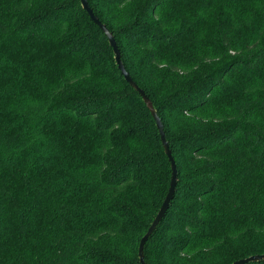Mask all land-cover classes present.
Listing matches in <instances>:
<instances>
[{
    "label": "trees",
    "instance_id": "trees-1",
    "mask_svg": "<svg viewBox=\"0 0 264 264\" xmlns=\"http://www.w3.org/2000/svg\"><path fill=\"white\" fill-rule=\"evenodd\" d=\"M89 3L177 162L147 263L264 254V0ZM171 173L81 0H0V264H141Z\"/></svg>",
    "mask_w": 264,
    "mask_h": 264
},
{
    "label": "water",
    "instance_id": "water-1",
    "mask_svg": "<svg viewBox=\"0 0 264 264\" xmlns=\"http://www.w3.org/2000/svg\"><path fill=\"white\" fill-rule=\"evenodd\" d=\"M81 3H82L83 8L88 12V14L91 17V19L93 20V22L95 24H97L100 27V29L108 37L109 43L112 46L114 54H115V60H116V63L118 65V68L120 69L121 73L125 77L126 81L138 91V93L142 96L144 102L146 103L147 107L149 108L152 116L154 117V119L156 121V125H157V128H158L159 133H160L162 144L164 146L165 152H166L168 159L170 161L172 173H171V180H170V186L168 189V193H167L156 217L154 218L153 222L149 226L145 235L141 238L140 245H139L140 262H141V264H148L146 259H145V244H146L147 240L149 239V237L157 229L158 225L161 223L163 218L165 217V215H166V213L170 207L171 201L173 200V198L175 196L177 183H178V176H179L177 162H176L175 157H174L172 150L170 148V143H169L167 136H166L164 123H163L160 115L158 114V111L155 108V105H154L153 101L151 100V98L138 85V83L133 79V77L131 76V74L127 70V68L124 64V61L122 59L121 50L119 48V45L117 43L115 35L110 30V28L105 23H103L100 20V18L95 14L93 8L91 7V5L89 3V0H81ZM259 260H264V254H255V255H252V256H249L246 258H242V259L236 260L232 264H246V263L251 262V261H259Z\"/></svg>",
    "mask_w": 264,
    "mask_h": 264
}]
</instances>
